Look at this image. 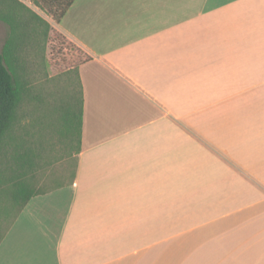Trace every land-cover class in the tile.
Listing matches in <instances>:
<instances>
[{"label": "crops", "instance_id": "0c3cea01", "mask_svg": "<svg viewBox=\"0 0 264 264\" xmlns=\"http://www.w3.org/2000/svg\"><path fill=\"white\" fill-rule=\"evenodd\" d=\"M45 20L86 57L76 176L30 200L0 264H264V0Z\"/></svg>", "mask_w": 264, "mask_h": 264}, {"label": "trees", "instance_id": "16d2710c", "mask_svg": "<svg viewBox=\"0 0 264 264\" xmlns=\"http://www.w3.org/2000/svg\"><path fill=\"white\" fill-rule=\"evenodd\" d=\"M53 23L59 24L65 17L69 9L76 0H28ZM4 22L10 26L9 37L0 51V162L5 161V165L11 162V142H16L14 136L23 120L26 107L35 99L32 94V82L27 80L28 58L25 48L32 46L42 27L45 29L44 35L52 29V26L38 13L30 9L20 0H0V23ZM30 44V45H29ZM71 90L67 93L50 95L41 93L39 98L41 103L47 106L46 119L49 123L50 131L53 134L64 136L69 135L77 144L76 154L80 152V142L83 120V92L81 81L76 71V76L70 77ZM49 99H53L52 103ZM14 163L23 171V176L36 165V157L31 151L15 153L12 156ZM28 167V169H27ZM76 176V168L72 178ZM18 181L12 189L2 190L0 194L10 197L12 208H3L1 213L8 218L12 214V221L5 231L0 229V242L5 234L30 202L36 196L45 195L67 184H60L54 181L55 186L42 187L37 189L33 182ZM9 220V218H8Z\"/></svg>", "mask_w": 264, "mask_h": 264}, {"label": "rangeland", "instance_id": "374dc122", "mask_svg": "<svg viewBox=\"0 0 264 264\" xmlns=\"http://www.w3.org/2000/svg\"><path fill=\"white\" fill-rule=\"evenodd\" d=\"M29 5L27 0H20ZM41 17H47L38 12ZM45 29L42 27L32 46L25 48L28 58L27 80L32 82V94L35 99L26 107L24 118L20 123L14 136L16 142H11L10 164L5 165V161L0 162V191L9 190L18 181H29L34 179L37 189L42 187L55 186L54 181L60 184H70L76 168L77 144L72 138L65 134H53L49 129L46 119L47 106L41 103L39 95L49 93L56 95L67 93L71 90L70 77L76 76L79 65L85 61L83 51L75 44L71 43L58 32L51 29L47 36L44 35ZM10 34V26L7 23H0V51H2ZM30 45V44H29ZM53 99H49L52 103ZM31 151L36 157L35 168L23 171L15 165L13 155ZM28 169V167H27ZM12 200L6 195L0 194V229L5 231L12 221V214L4 216L1 213L3 208H12Z\"/></svg>", "mask_w": 264, "mask_h": 264}]
</instances>
